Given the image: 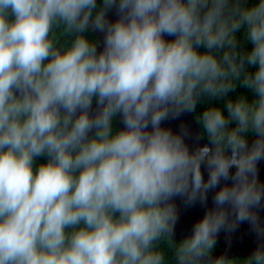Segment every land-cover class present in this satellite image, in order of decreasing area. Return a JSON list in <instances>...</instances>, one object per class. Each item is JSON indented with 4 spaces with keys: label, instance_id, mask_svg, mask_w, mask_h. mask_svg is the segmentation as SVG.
Segmentation results:
<instances>
[{
    "label": "clouds",
    "instance_id": "obj_1",
    "mask_svg": "<svg viewBox=\"0 0 264 264\" xmlns=\"http://www.w3.org/2000/svg\"><path fill=\"white\" fill-rule=\"evenodd\" d=\"M262 165L264 0H0V264H264Z\"/></svg>",
    "mask_w": 264,
    "mask_h": 264
},
{
    "label": "water",
    "instance_id": "obj_2",
    "mask_svg": "<svg viewBox=\"0 0 264 264\" xmlns=\"http://www.w3.org/2000/svg\"><path fill=\"white\" fill-rule=\"evenodd\" d=\"M186 119L192 121L193 127L196 128V124L192 116H188ZM262 175H264V165H262ZM202 214V209L199 207H195L184 212L177 226V239L182 238L183 233L190 227L194 219ZM218 243L220 248L217 251V255H226L225 257H222V259H228L234 256H248L255 246L253 239L248 235H243L241 238H238L232 244L231 248L226 246L223 236H221Z\"/></svg>",
    "mask_w": 264,
    "mask_h": 264
},
{
    "label": "trees",
    "instance_id": "obj_3",
    "mask_svg": "<svg viewBox=\"0 0 264 264\" xmlns=\"http://www.w3.org/2000/svg\"><path fill=\"white\" fill-rule=\"evenodd\" d=\"M220 248V246L218 247V249ZM246 256H234L228 259H222L223 260V264H244L243 262V258Z\"/></svg>",
    "mask_w": 264,
    "mask_h": 264
}]
</instances>
